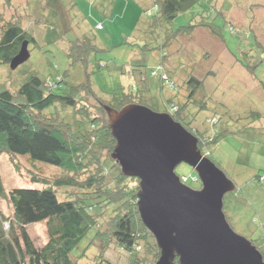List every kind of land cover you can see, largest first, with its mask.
Wrapping results in <instances>:
<instances>
[{
    "label": "trees",
    "instance_id": "1",
    "mask_svg": "<svg viewBox=\"0 0 264 264\" xmlns=\"http://www.w3.org/2000/svg\"><path fill=\"white\" fill-rule=\"evenodd\" d=\"M199 1L151 0L153 7L145 12L146 17L150 18V22L145 25L147 33L140 35L149 37L145 42L143 37L138 38L144 42L141 46L152 44L157 27L171 25L179 16L196 8ZM45 7L42 13L45 11L50 15L48 17V14H43L48 22L45 43L69 41L66 56L71 60V65L81 63L84 73L79 71L82 74L79 82L75 80V75L70 80L66 73L53 80L33 74L19 87L18 97L9 90L0 91V156L6 155L17 161L21 158L27 159L35 169L44 170V167L47 171H61L53 178L44 174L43 178L35 176L30 179V186L16 187L8 191L0 177V197L11 208L9 215L0 213V264H78L80 260L88 261L89 258L85 255L87 248L89 250L100 246L99 252L102 253L94 255L97 258L94 259L96 264H116L105 257L111 244L117 245L129 257L130 264H139L142 260L141 254L152 259L151 264H156L160 249L138 212L139 180L124 175L111 157L116 141L104 109L105 105L116 110L128 104L147 106L140 91L135 90L141 89V86L150 89L151 84L140 66H135L132 73L138 75L139 81L131 87L130 92L125 91L124 86L119 83L113 88L115 92L109 93L110 100L99 96L94 89L92 74L95 70L101 71L107 64L102 60H96L93 64L92 58L93 54L102 49L89 38L82 41L71 37L70 33L63 38L66 23L59 20L57 11L66 7L62 0H46ZM212 9L217 11L214 6L211 11ZM181 29H184L188 37L192 38L195 35L193 33L198 32L205 34L210 41L213 39L212 42H217V36H212L216 33L215 28H210L206 21L200 20L196 25ZM162 34L164 36L156 48L159 49L161 62L150 70L149 76L159 78L161 84L171 83L174 87L176 79L178 83L182 82L178 102L169 101L165 113L194 134L199 139L202 153L211 159V148L220 140V135L211 136L207 132L193 130L190 126L194 121L186 114L189 105L193 112L207 108L203 80L193 75L180 76L177 71L176 79L171 75L176 64L169 62L171 56L167 47L176 38L172 36L169 28H165ZM70 37L72 40H69ZM25 41L29 45H38L34 35L18 22H0L1 63L11 67L12 59L19 53ZM232 60L238 62L234 57ZM242 64L245 68L252 69V66ZM124 69H119L118 74ZM80 73L78 74L81 78ZM204 74L208 77L216 73L209 70ZM254 81L260 84L257 77ZM259 84L257 88L262 90ZM262 92L264 93V86ZM85 93H88V97H94L97 104L88 103ZM200 93L203 94L202 98L194 102ZM252 115L253 118H262L255 111ZM210 121L215 124L218 122L217 118ZM191 178L188 181L194 182L193 176ZM257 181L264 183V173L258 176ZM133 182L135 184L131 186ZM67 189H71L72 193L80 192V196L70 195L68 192L65 198L62 197L61 192ZM106 210L113 217L103 224L100 214ZM42 223L46 224L48 241L38 246L28 227ZM87 238L85 247H82Z\"/></svg>",
    "mask_w": 264,
    "mask_h": 264
},
{
    "label": "rangeland",
    "instance_id": "2",
    "mask_svg": "<svg viewBox=\"0 0 264 264\" xmlns=\"http://www.w3.org/2000/svg\"><path fill=\"white\" fill-rule=\"evenodd\" d=\"M62 1L66 7L57 11L59 20L66 23L63 38L68 33L82 41L89 38L102 49L93 54L92 62L94 64L96 60H102L107 67L101 71L95 70L92 80L95 91L104 99H111L109 95L115 92L113 88L119 83L125 91L130 92L131 87L139 81L138 75L132 73L135 66H140L151 84L150 90L139 88L135 91H140L141 97L147 101L144 103L157 112H165L169 101L178 102L182 82L178 83L176 75H193L203 80L208 105L200 112H193L190 105L186 108V114L194 121L190 127L211 136L220 135V140L211 148V159L236 186L235 191L225 198L224 212L232 229L250 240L264 254V183L257 181L258 176L264 173V84H261L264 83V0H200L196 8L179 16L169 27H157L152 44L146 47L141 45L149 35L146 38L140 35L147 33L145 25L150 22V18L146 17L145 12L152 9L151 0ZM45 5L46 0H0V22H18L38 40V45L28 46L30 58L17 69H12L0 60V91L6 89L17 96L19 87L33 74L53 80L66 73L70 80L73 75L78 82L82 79L79 72L83 71L81 63L71 65V60L66 56L69 41L45 43L48 23L43 15L48 13H42ZM213 6L217 11H211ZM200 20L208 22L210 28H215L216 33L212 36H217V42H212V38L210 41L209 37L198 32L193 33L195 35L192 38L188 37L181 29L196 25ZM98 24L103 25V28L98 29ZM165 28H169L176 38L167 47L171 56L169 62L176 64V69L171 70V75L177 81L175 87L171 83L161 84L159 78L149 76L150 70L161 62L159 49L156 48L164 36L162 32H165ZM71 37L69 40H72ZM139 37H143L144 42ZM233 57L238 62L235 63ZM242 63L252 66V69L245 68ZM121 68L125 69L118 74ZM203 70H212L216 74L207 77ZM255 77L260 84L254 81ZM257 84L262 90L257 88ZM85 96L88 97V93ZM201 96L202 93L198 94L193 101L201 99ZM88 103L95 104L94 97L89 96ZM254 111L262 118H253ZM213 118H217V124L210 121ZM43 169H35L24 158L17 161L6 155L0 156V177L6 191L30 186V179L35 176L43 178L44 174L53 178L61 173L56 169ZM176 173L187 178L197 176L195 170L184 163L177 167ZM188 183L193 188L201 187L198 179ZM68 192L80 196V192L72 193L71 189H67L61 192L62 197L65 198ZM10 212L9 203L0 197V213L9 215ZM100 215L103 224L113 217L109 210ZM46 229L45 223L28 227L36 245L47 243ZM87 241L88 238L81 246L85 247ZM100 247L87 248L85 255L88 261L80 260L78 264H96L95 256L102 253L99 252ZM105 257L116 264L131 262L114 244H111ZM146 257L141 254L139 264H151L152 259Z\"/></svg>",
    "mask_w": 264,
    "mask_h": 264
},
{
    "label": "water",
    "instance_id": "3",
    "mask_svg": "<svg viewBox=\"0 0 264 264\" xmlns=\"http://www.w3.org/2000/svg\"><path fill=\"white\" fill-rule=\"evenodd\" d=\"M28 45L23 42L12 69L30 58ZM104 109L116 141L111 157L139 180L138 212L160 249L156 264H264L263 253L232 229L224 212L234 182L202 153L194 134L145 105ZM183 163L195 170L200 188L176 173Z\"/></svg>",
    "mask_w": 264,
    "mask_h": 264
},
{
    "label": "built area",
    "instance_id": "4",
    "mask_svg": "<svg viewBox=\"0 0 264 264\" xmlns=\"http://www.w3.org/2000/svg\"><path fill=\"white\" fill-rule=\"evenodd\" d=\"M98 29H102L103 28V25L99 24L98 26ZM187 181H188V178L187 177H183V182H185L187 184ZM193 181H197V179L195 177H193Z\"/></svg>",
    "mask_w": 264,
    "mask_h": 264
},
{
    "label": "crops",
    "instance_id": "5",
    "mask_svg": "<svg viewBox=\"0 0 264 264\" xmlns=\"http://www.w3.org/2000/svg\"><path fill=\"white\" fill-rule=\"evenodd\" d=\"M141 89H142L143 91H145V90H146V91H147V90H150L149 87H148V89H147V88L144 87V86H142Z\"/></svg>",
    "mask_w": 264,
    "mask_h": 264
},
{
    "label": "bare ground",
    "instance_id": "6",
    "mask_svg": "<svg viewBox=\"0 0 264 264\" xmlns=\"http://www.w3.org/2000/svg\"><path fill=\"white\" fill-rule=\"evenodd\" d=\"M179 167V166H178Z\"/></svg>",
    "mask_w": 264,
    "mask_h": 264
}]
</instances>
